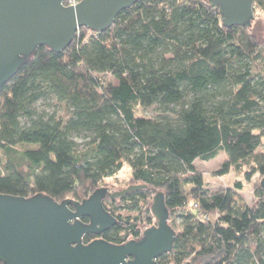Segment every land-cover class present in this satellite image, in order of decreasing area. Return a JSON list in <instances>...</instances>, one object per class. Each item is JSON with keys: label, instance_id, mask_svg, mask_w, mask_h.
Listing matches in <instances>:
<instances>
[{"label": "trees", "instance_id": "trees-1", "mask_svg": "<svg viewBox=\"0 0 264 264\" xmlns=\"http://www.w3.org/2000/svg\"><path fill=\"white\" fill-rule=\"evenodd\" d=\"M263 140L264 45L249 27H224L208 0H139L60 52L38 46L2 85L0 194L82 201L127 168V186L146 188L104 198L115 223L84 243L138 240L162 191L180 230L157 264H264ZM220 152L213 174H258L251 204L240 180L209 190L196 170Z\"/></svg>", "mask_w": 264, "mask_h": 264}, {"label": "water", "instance_id": "water-1", "mask_svg": "<svg viewBox=\"0 0 264 264\" xmlns=\"http://www.w3.org/2000/svg\"><path fill=\"white\" fill-rule=\"evenodd\" d=\"M0 0V89L35 49H65L79 28L100 33L118 13L139 0ZM217 7L224 27L253 28V0H208ZM264 189V176L260 180ZM128 185L108 191L99 187L82 201L61 202L35 194L29 198L0 194V261L4 264H157L171 250L176 231L168 223L164 193L156 191L150 210L155 225L142 227L138 240L120 245L102 239L83 242L87 234H100L115 223L102 200L144 189ZM87 218L88 222L82 219Z\"/></svg>", "mask_w": 264, "mask_h": 264}, {"label": "rangeland", "instance_id": "rangeland-1", "mask_svg": "<svg viewBox=\"0 0 264 264\" xmlns=\"http://www.w3.org/2000/svg\"><path fill=\"white\" fill-rule=\"evenodd\" d=\"M254 18L257 19V24L255 27L250 28V32L256 37V39L260 42V44L264 45V13L263 12H257L254 14ZM106 78L111 80L108 76ZM35 108L40 110H47L51 111V108H48L45 106V104L42 101H38L35 104ZM144 115H154L155 114V108L151 107L146 110H142L140 112ZM78 144L79 147H82V144L84 141H86L83 137H76L74 139ZM260 150L264 151V140L262 141V144L259 147ZM226 159V154L224 152H220L217 157L214 159H211L209 161H203V160H195L194 165L197 171H199L203 176V181L207 188L209 190H214L216 188H226L233 185V183L236 180H240L242 182L243 188L239 192L241 197L245 202L248 204L252 203V195H253V187L254 184H256L259 180L258 174H254L250 180H245L243 178L242 173H236L234 171H230L229 173L225 175H215L213 172L220 166V164ZM110 186L114 188H121V187H127V184L129 183V170L125 168L123 171H121L115 178L110 179ZM174 227L176 231H179L180 228L178 226L179 219L174 218ZM264 234V232H263Z\"/></svg>", "mask_w": 264, "mask_h": 264}, {"label": "built area", "instance_id": "built-area-1", "mask_svg": "<svg viewBox=\"0 0 264 264\" xmlns=\"http://www.w3.org/2000/svg\"><path fill=\"white\" fill-rule=\"evenodd\" d=\"M78 1H79V0H67L65 4H66V5H74V4H76ZM80 29H81V28H79V29L76 31V35H75V36H78V35H79V31H80ZM84 29H85V28H84ZM199 218H200V219H206L207 216H206V215H203V214H200V215H199Z\"/></svg>", "mask_w": 264, "mask_h": 264}, {"label": "flooded vegetation", "instance_id": "flooded-vegetation-1", "mask_svg": "<svg viewBox=\"0 0 264 264\" xmlns=\"http://www.w3.org/2000/svg\"><path fill=\"white\" fill-rule=\"evenodd\" d=\"M87 219V218H86ZM86 222H88V219H87V221Z\"/></svg>", "mask_w": 264, "mask_h": 264}, {"label": "crops", "instance_id": "crops-1", "mask_svg": "<svg viewBox=\"0 0 264 264\" xmlns=\"http://www.w3.org/2000/svg\"><path fill=\"white\" fill-rule=\"evenodd\" d=\"M195 166V165H194Z\"/></svg>", "mask_w": 264, "mask_h": 264}]
</instances>
